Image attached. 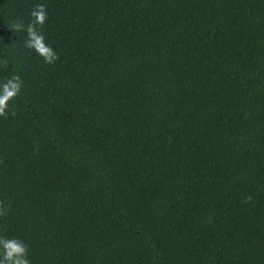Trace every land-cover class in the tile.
I'll use <instances>...</instances> for the list:
<instances>
[{
	"label": "trees",
	"instance_id": "1",
	"mask_svg": "<svg viewBox=\"0 0 264 264\" xmlns=\"http://www.w3.org/2000/svg\"><path fill=\"white\" fill-rule=\"evenodd\" d=\"M40 31L58 59L26 48ZM0 237L30 264H264V0H0Z\"/></svg>",
	"mask_w": 264,
	"mask_h": 264
},
{
	"label": "clouds",
	"instance_id": "2",
	"mask_svg": "<svg viewBox=\"0 0 264 264\" xmlns=\"http://www.w3.org/2000/svg\"><path fill=\"white\" fill-rule=\"evenodd\" d=\"M30 15L32 21L27 26L23 22H16L12 25V30L18 32L26 30L27 39L24 46L34 50L44 59L45 63L52 64L58 59V56L45 43V37L38 27H42L47 20L46 6L37 5ZM21 83L18 76H13L0 84V117H6L9 102L20 94ZM6 212L7 209L0 203V216L5 215ZM27 251V246L19 239L0 237V264H30Z\"/></svg>",
	"mask_w": 264,
	"mask_h": 264
}]
</instances>
